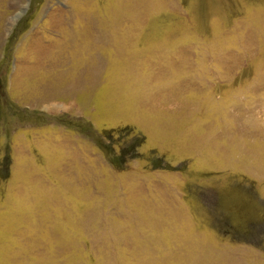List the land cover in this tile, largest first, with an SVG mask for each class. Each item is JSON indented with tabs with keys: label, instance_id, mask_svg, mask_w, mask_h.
I'll return each mask as SVG.
<instances>
[{
	"label": "rangeland",
	"instance_id": "1",
	"mask_svg": "<svg viewBox=\"0 0 264 264\" xmlns=\"http://www.w3.org/2000/svg\"><path fill=\"white\" fill-rule=\"evenodd\" d=\"M0 264H264V0H0Z\"/></svg>",
	"mask_w": 264,
	"mask_h": 264
}]
</instances>
